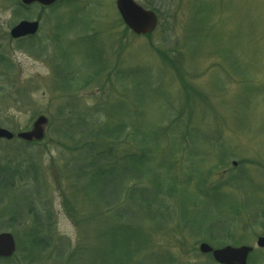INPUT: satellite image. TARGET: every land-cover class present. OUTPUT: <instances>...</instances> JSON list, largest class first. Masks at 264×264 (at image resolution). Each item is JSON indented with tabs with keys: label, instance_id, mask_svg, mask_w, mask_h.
<instances>
[{
	"label": "rangeland",
	"instance_id": "1",
	"mask_svg": "<svg viewBox=\"0 0 264 264\" xmlns=\"http://www.w3.org/2000/svg\"><path fill=\"white\" fill-rule=\"evenodd\" d=\"M135 1L154 33L116 0H0V128L48 120L40 143L0 141V234L17 244L0 264H128L108 251L125 225L133 264H217L201 244L264 264V0ZM22 21L40 30L13 40Z\"/></svg>",
	"mask_w": 264,
	"mask_h": 264
},
{
	"label": "water",
	"instance_id": "2",
	"mask_svg": "<svg viewBox=\"0 0 264 264\" xmlns=\"http://www.w3.org/2000/svg\"><path fill=\"white\" fill-rule=\"evenodd\" d=\"M57 0H21L25 6L38 3L48 7L53 5ZM118 12L125 25L136 35L144 36L154 32L157 27L158 19L154 12L144 9L134 0H116ZM39 29L38 22L23 21L11 31V36L15 39L28 35H35ZM48 120L40 117L34 123L32 130L29 132L19 133L17 138L26 142H40L45 138V127ZM14 134L0 128V140H12ZM258 248H264V237L257 241ZM17 244L11 233L0 234V259H10L16 253ZM200 252L202 254H211L214 261L218 264H247L248 257L253 252V248L247 246L232 247L227 246L221 249H212L207 244H201Z\"/></svg>",
	"mask_w": 264,
	"mask_h": 264
},
{
	"label": "trees",
	"instance_id": "3",
	"mask_svg": "<svg viewBox=\"0 0 264 264\" xmlns=\"http://www.w3.org/2000/svg\"><path fill=\"white\" fill-rule=\"evenodd\" d=\"M144 158V156L142 157ZM140 160V159H139ZM133 163L135 164L136 167L141 166L140 164H142L143 162L140 160L138 161L137 159H135V161H133ZM107 171L106 170H101L99 172V174H96V178L99 179H103L105 176H107ZM97 181L93 180L92 184H96ZM121 189L122 186L120 185ZM137 188H133L132 191L135 192ZM133 198L132 196L129 198L131 199ZM153 202L148 203L147 207L150 208V206H152ZM151 213V211H149ZM128 225V224H127ZM126 226V225H125ZM125 226H121L118 229H115L113 231H110L108 235L109 237V246H108V251L111 253V255L114 257L115 260L119 261V262H123L124 260L127 261L128 264H133V259L131 256V253L129 252V241L131 238V241L134 239L135 241L137 240L138 236L133 238V236H131V229L128 230V227ZM134 235V233H133ZM28 243L30 245V247H34L35 248L39 247L40 245H43L45 241H43V239L40 237V235L36 234L34 230H31L30 233L28 234ZM10 262V261H8Z\"/></svg>",
	"mask_w": 264,
	"mask_h": 264
},
{
	"label": "flooded vegetation",
	"instance_id": "4",
	"mask_svg": "<svg viewBox=\"0 0 264 264\" xmlns=\"http://www.w3.org/2000/svg\"><path fill=\"white\" fill-rule=\"evenodd\" d=\"M26 39V38H25ZM19 40H24V38H22V39H19Z\"/></svg>",
	"mask_w": 264,
	"mask_h": 264
}]
</instances>
